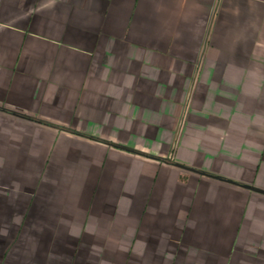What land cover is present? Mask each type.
Instances as JSON below:
<instances>
[{"label": "crops", "instance_id": "1", "mask_svg": "<svg viewBox=\"0 0 264 264\" xmlns=\"http://www.w3.org/2000/svg\"><path fill=\"white\" fill-rule=\"evenodd\" d=\"M184 248L264 264V0H0V264Z\"/></svg>", "mask_w": 264, "mask_h": 264}, {"label": "rangeland", "instance_id": "2", "mask_svg": "<svg viewBox=\"0 0 264 264\" xmlns=\"http://www.w3.org/2000/svg\"><path fill=\"white\" fill-rule=\"evenodd\" d=\"M80 137H82V138H84V139H87V140H91V141H94V142H96V140H93V139H90V138H88V137H83V136H80ZM52 217V216H51ZM51 217H49V219L51 218ZM47 218V217H46ZM21 234V233H20ZM184 249H186V248H184ZM24 250V249H23ZM21 252V251H20ZM186 252H187V249H186V251H185V253H184V255L186 254ZM182 256V255H181ZM20 257H21V253H20V256H19V259H20ZM161 258H159L158 256H156V257H154L153 259H152V264H167V262H168V260L170 259L171 260V263L172 264H189V262L187 261V256L185 255V256H183V258H177L176 256L174 257L173 255H171L170 257H168V256H165V255H162V256H160ZM126 264H130V263H126Z\"/></svg>", "mask_w": 264, "mask_h": 264}, {"label": "trees", "instance_id": "3", "mask_svg": "<svg viewBox=\"0 0 264 264\" xmlns=\"http://www.w3.org/2000/svg\"><path fill=\"white\" fill-rule=\"evenodd\" d=\"M108 146H109V145H108ZM110 147L113 148V149H116V150H120V151H124V152L129 153V151H125L124 149H122V148H120V147H117V146H111V145H110ZM131 154L138 155V156H140V157L147 158V159H152V158H150V157H148V156H146V155L139 154V153H131ZM154 160H157V159H154ZM157 161H160V162H164V163H166V161H161V160H157ZM219 182L225 183L224 181H219Z\"/></svg>", "mask_w": 264, "mask_h": 264}, {"label": "water", "instance_id": "4", "mask_svg": "<svg viewBox=\"0 0 264 264\" xmlns=\"http://www.w3.org/2000/svg\"><path fill=\"white\" fill-rule=\"evenodd\" d=\"M176 167V166H175ZM176 168H178V169H180V170H185V169H182V168H180V167H176ZM188 172V171H187ZM190 172V171H189ZM204 177H206V176H204ZM206 178H210V177H206ZM212 179V178H211ZM215 180V179H214ZM226 184H229V183H226ZM242 188V187H241ZM242 189H244V190H248V191H250V192H252V193H255V194H261V193H259V192H257V191H254V190H251V189H248V188H242Z\"/></svg>", "mask_w": 264, "mask_h": 264}]
</instances>
